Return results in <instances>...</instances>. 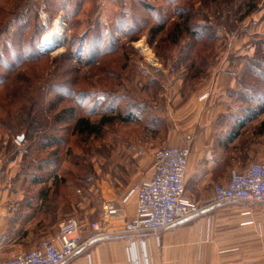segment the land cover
Instances as JSON below:
<instances>
[{"label": "rangeland", "instance_id": "obj_1", "mask_svg": "<svg viewBox=\"0 0 264 264\" xmlns=\"http://www.w3.org/2000/svg\"><path fill=\"white\" fill-rule=\"evenodd\" d=\"M56 20L61 37L45 45ZM165 71H185L191 83L206 71H243L240 84L263 92L264 0H0V169L18 157L17 171L49 179L39 166L56 161L68 198L55 193L49 204L55 227L66 213L84 229L98 222L100 215L81 221L79 205L118 198L112 184L101 182L124 176L120 162L134 165L127 143L151 128L155 94L167 92ZM142 92L149 98L137 101ZM69 108L96 124L112 108L141 121H115L97 136L74 134L73 121H54ZM46 138L60 142L38 151ZM148 166L139 167L140 175ZM258 207L264 217V205ZM0 224V231L25 225L14 218Z\"/></svg>", "mask_w": 264, "mask_h": 264}, {"label": "crops", "instance_id": "obj_2", "mask_svg": "<svg viewBox=\"0 0 264 264\" xmlns=\"http://www.w3.org/2000/svg\"><path fill=\"white\" fill-rule=\"evenodd\" d=\"M163 74L167 92L164 97L155 94L159 110L150 119L151 128L127 141L126 155L134 165L120 162L124 176L102 180L101 185L112 184L119 191L118 198L124 199L133 184L151 177L155 150L185 147L186 138L191 137L184 200L200 211L158 236L146 232L94 237L86 232L87 244L65 264H263L264 217L258 213L260 207L214 205L213 187L228 181L232 170L242 172L254 163H264V91L240 84L243 71L238 75L223 71L216 77L206 71L196 83L187 80L185 71ZM144 94L140 98L136 95L137 101L149 98ZM18 160L5 159L0 169V223L14 218L25 225L0 231L1 260L29 252L54 236L60 224L55 227L49 204L54 205L55 193L59 201L68 198L65 181L54 169H48L49 179L38 183V176L29 178L26 172L17 171ZM145 161L149 166L140 175L139 167ZM91 202L84 198L79 205L85 211L81 221L93 220L94 215L102 217V199L98 204ZM233 206L241 207L238 213L233 212ZM126 209L130 218L135 216V196L128 199ZM68 215L59 214L58 222H65ZM49 221L50 227L45 225Z\"/></svg>", "mask_w": 264, "mask_h": 264}, {"label": "built area", "instance_id": "obj_3", "mask_svg": "<svg viewBox=\"0 0 264 264\" xmlns=\"http://www.w3.org/2000/svg\"><path fill=\"white\" fill-rule=\"evenodd\" d=\"M191 137L186 146L162 147L152 155L153 172L149 179L133 185L128 196H108L98 222L83 228L76 218L63 222L58 232L33 250L1 260L0 264H65L87 244L85 233L94 237L161 232L191 218L200 211L184 200L185 177L191 154ZM136 199V213L130 218L126 202ZM241 203L264 205V163H254L240 172L232 170L228 181L213 187V204Z\"/></svg>", "mask_w": 264, "mask_h": 264}, {"label": "trees", "instance_id": "obj_4", "mask_svg": "<svg viewBox=\"0 0 264 264\" xmlns=\"http://www.w3.org/2000/svg\"><path fill=\"white\" fill-rule=\"evenodd\" d=\"M188 22V16L185 17L184 24H187ZM163 27H160L158 31L162 30ZM11 46V45H10ZM39 51L42 49L41 46L38 47ZM11 51V47H7V52L9 53ZM255 67H252L251 69H254ZM136 116L133 112L128 111L127 114H124L121 112V110H118L116 108H112L110 110V115L102 117L99 123H92L89 119L85 117H78L76 115V109L75 108H69L64 109L54 117V121H56L57 124H69L70 122H74L73 125V132L74 134H87V135H100L103 131V127L109 124H112L113 122L117 121L120 123H127L136 121ZM60 142V140H49L46 138L45 141H43L39 150H45L49 147H53L57 145V143ZM54 155V153H52ZM41 171H44L48 174V169H57L56 161L54 162H43V165L39 166ZM51 176V174H49ZM57 178V176H55ZM35 181L38 183H41L43 181H46L43 177H35Z\"/></svg>", "mask_w": 264, "mask_h": 264}, {"label": "bare ground", "instance_id": "obj_5", "mask_svg": "<svg viewBox=\"0 0 264 264\" xmlns=\"http://www.w3.org/2000/svg\"><path fill=\"white\" fill-rule=\"evenodd\" d=\"M54 30H50L51 32L48 33L46 36H44L43 38V44L45 45H49L52 46L53 43L56 42L58 37H61V33H62V23L58 20H56V22L54 23Z\"/></svg>", "mask_w": 264, "mask_h": 264}, {"label": "water", "instance_id": "obj_6", "mask_svg": "<svg viewBox=\"0 0 264 264\" xmlns=\"http://www.w3.org/2000/svg\"><path fill=\"white\" fill-rule=\"evenodd\" d=\"M24 138L23 137H19V140L22 141Z\"/></svg>", "mask_w": 264, "mask_h": 264}]
</instances>
